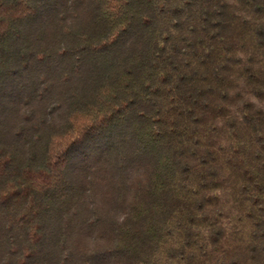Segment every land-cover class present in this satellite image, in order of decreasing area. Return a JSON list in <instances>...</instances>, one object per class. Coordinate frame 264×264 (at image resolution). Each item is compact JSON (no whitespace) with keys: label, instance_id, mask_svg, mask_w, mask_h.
<instances>
[{"label":"trees","instance_id":"trees-1","mask_svg":"<svg viewBox=\"0 0 264 264\" xmlns=\"http://www.w3.org/2000/svg\"><path fill=\"white\" fill-rule=\"evenodd\" d=\"M0 264H264V0H0Z\"/></svg>","mask_w":264,"mask_h":264}]
</instances>
